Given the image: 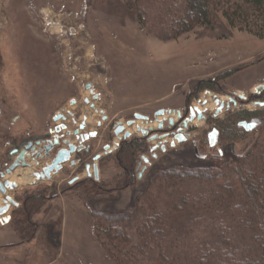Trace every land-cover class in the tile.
Returning a JSON list of instances; mask_svg holds the SVG:
<instances>
[{
    "label": "rangeland",
    "instance_id": "obj_1",
    "mask_svg": "<svg viewBox=\"0 0 264 264\" xmlns=\"http://www.w3.org/2000/svg\"><path fill=\"white\" fill-rule=\"evenodd\" d=\"M107 1L0 0V162L9 161V141L15 138H51L49 133L61 124L62 136L70 131L74 145V133H93L85 142L88 151L80 159L71 156L50 179L8 189L18 201L32 193L44 200H36L29 210V220L37 226L24 239L16 228L24 222L21 210L11 207L3 215L0 264H114L94 236L90 210L119 211L159 167L191 163L202 154L211 162L217 152L232 162L257 133H264V107L257 103L264 91L256 89L264 84V37L232 28L217 14L212 25L162 40L152 29V9L141 25L135 13L110 7ZM143 4L151 5L150 0ZM228 70L234 72L222 78ZM207 81L210 89L203 87ZM88 83L91 90L85 87ZM214 95L225 103L219 112ZM194 107L203 109V116L188 124L185 139L164 136L166 142L153 148L159 141L150 139L160 133V125L175 122L176 111ZM158 110L164 113L156 115ZM170 110L173 113H167ZM246 112L254 114L244 116ZM56 115L60 118L54 119ZM237 121L256 125L245 130ZM230 122L234 138L222 137L220 129ZM119 125L124 127L121 137L125 131L131 134L123 141L115 134ZM212 129L218 134L210 146ZM104 144L110 147L104 150ZM128 144L141 145L133 152L131 184L113 189L124 181L121 151ZM96 154L101 160L93 161ZM93 162L97 178L85 169ZM224 171L216 172V198L234 193L231 184L224 183ZM75 176L76 183H69Z\"/></svg>",
    "mask_w": 264,
    "mask_h": 264
},
{
    "label": "trees",
    "instance_id": "obj_2",
    "mask_svg": "<svg viewBox=\"0 0 264 264\" xmlns=\"http://www.w3.org/2000/svg\"><path fill=\"white\" fill-rule=\"evenodd\" d=\"M145 1L106 3L132 11L141 25L152 9V29L162 40L212 25L217 14L232 28L264 37V0H150V7ZM232 72L225 71L221 77ZM203 83L204 89L211 88L209 81ZM231 124L220 129L222 137L234 138ZM139 146L123 147L124 181L113 189L130 186L132 156ZM202 155L191 163L156 169L133 200L117 212L89 209L94 236L114 264H264L263 131L232 162L224 152L209 156L211 162ZM222 170L228 175L224 183L231 184L234 193L216 198V172ZM38 199L44 200L42 195L30 196L21 210L24 222L17 225L19 232L30 233L29 210Z\"/></svg>",
    "mask_w": 264,
    "mask_h": 264
},
{
    "label": "flooded vegetation",
    "instance_id": "obj_3",
    "mask_svg": "<svg viewBox=\"0 0 264 264\" xmlns=\"http://www.w3.org/2000/svg\"><path fill=\"white\" fill-rule=\"evenodd\" d=\"M263 91H264V88L263 89H259L258 93L261 94ZM262 102H264V98H263ZM262 106L264 107V104ZM190 112H191V110L188 109V112L185 111L184 113H181L180 116L177 117L176 121L172 122L170 125L168 124V125L165 126L164 124H161L160 127H159V130H158V131H160V133L159 134H153V136H151V137H155V138L157 137V139L159 141L158 143H155L153 145V148L161 147L162 146L161 140H162V142H166L165 139H162V137H164V136L166 137V136L170 135L171 137L175 138V136L178 134V135H181V136L185 137V132H186L185 130H186V128H188V126H185V120L187 118L186 117L187 113H190ZM61 126H62V124H61ZM62 130H64V128L60 127L59 131H56L55 127H54V129L52 130V133H49L50 135L53 136V137L51 136V138L48 137L49 135H47V136L31 135L29 137H27V136L22 137L20 140H17L16 138L13 139V140H10L9 141V145L10 146H9L8 151H7V158H8L9 161L8 162L6 161L4 163L0 162V180H4L5 179V176L7 175L6 170L10 167V165L16 159L17 155L22 150H25V152H29L31 160L35 159V166L29 165L32 168L33 172L41 171L55 157V155L57 154V152L59 150L67 149L69 147V144H73L71 142L72 140H70L71 132L67 130V132H66L67 137H64V136H62ZM74 134L80 135V137H82L85 133L78 134L76 132ZM146 135H148V134H145L143 136H146ZM119 137L121 138L120 140L123 141V140L127 139L130 136L121 137V135H119ZM155 138L150 139V140H154ZM77 139H78L77 144L76 145L73 144L75 146V151L71 153V156H74V158H76V159H80L81 156H83L88 151V149L90 148L89 145L87 143H85L86 141H88L89 138L87 140H85V141H82L81 138H77ZM55 140H56V142H55ZM106 145L108 146L106 149H108L110 147L108 144H104L103 145V149L104 150H105L104 147ZM27 146H28V148L25 149ZM118 146L117 147H113V148L116 150L118 148ZM170 146H171V144H170ZM55 147L57 149L55 150V152H53V155L51 156L50 161H48V162H46L44 164V162H43L44 159L45 158L48 159V157L50 156V153L52 151H54ZM163 148H164V145H163L162 149ZM12 149H16L17 152L12 154V156H10L9 153H10V151ZM96 155H100V157L97 160H99V159L101 160V154H96ZM96 155L93 156V161H96L94 159ZM93 164H96V163L93 162L92 165ZM90 166H91L90 163H86L85 164V169L87 170V167L90 168ZM61 169H62V167L59 169V171ZM2 174H4V178L2 177ZM90 176H88V177H90ZM77 180H78V176H75L71 181H69V183H74V182L76 183ZM34 182L36 183L38 181H34ZM30 196L38 197V196H41V194L32 193V194H29V195H25V198L22 201H18V200L14 199L12 197L14 199V201L17 203V205H11L9 209H11V207L19 209V211L22 210L23 208L25 209L26 208V203L29 201V197ZM8 222H11V221L7 220L6 223H8ZM30 224L32 225V228L33 227L35 228L37 226V225L33 224L32 222ZM27 235H28V233H26V232L21 233V239L23 237L25 238Z\"/></svg>",
    "mask_w": 264,
    "mask_h": 264
},
{
    "label": "water",
    "instance_id": "obj_4",
    "mask_svg": "<svg viewBox=\"0 0 264 264\" xmlns=\"http://www.w3.org/2000/svg\"><path fill=\"white\" fill-rule=\"evenodd\" d=\"M70 32H74V29H70ZM87 89L91 90L92 88V85L91 83H88L86 86H85ZM259 88H264V84H260L258 86H256V89L258 90ZM240 97H243V95H240ZM215 104L218 105V108H217V112L221 111L224 107V102L223 101H220L218 98H215V95H214V98H213ZM230 101H233V97H230L229 98ZM206 102V101H205ZM204 102V104H205ZM264 104L263 103H260V105L262 106ZM229 106V105H228ZM194 110L196 111V113L194 112ZM194 110L191 109V112H190V115L186 118L185 120V126H188V123L191 122L194 118H195V115L198 119H201V117L203 116V110H200L198 107H194ZM164 113V110H158L155 114L156 115H160V114H163ZM167 113H173V110L171 111H167ZM177 117L180 116L181 112L180 111H176L175 112ZM135 117L136 118H145L139 114H135ZM60 118V115H56L54 117V119H58ZM134 121H128V124H131L133 123ZM170 123H172V120L170 119ZM238 124L240 126H242L245 130H251L255 127L256 123L254 121H250V122H247V121H240L238 122ZM61 126H55V130L56 131H59ZM124 130V127L123 125H119L117 126L116 130H115V134L118 135L119 133H121L122 131ZM147 130L145 129H141V133L143 135L147 134ZM218 134L217 130L216 129H212V131L209 132L208 134V143L210 146H213L215 145V138H216V135ZM129 135H131L128 131H125L124 133V137H128ZM93 136V133H88V134H84L82 137H81V140L82 141H85L87 140L89 137ZM152 139L155 138V137H151ZM175 139H178V141H182L185 139V137L181 136V135H176L175 136ZM56 142V140H55ZM171 146L174 145V142L171 141ZM108 146L106 145L104 148L106 149ZM28 146L25 148L27 149ZM47 149V148H46ZM75 151V146L73 144H69V147L67 149H61L57 152V154L55 155V157L39 172H33L31 174V176H33L35 178V181H42V180H45V179H49L51 177V173L52 172H58L59 169L62 167V165L67 162L70 158H71V153ZM17 150L16 149H12L10 151V156H12V154L16 153ZM24 154H25V150H22L16 157V159L13 161V163L10 165V167L6 170V173L7 174H11L17 167H19L20 165L25 168V167H29L30 166L24 161ZM100 157V155H96L95 156V160H97L98 158ZM143 160L145 162H147V157L143 156ZM89 167H87V170H88ZM93 169H94V177L97 178L98 176V173H97V165L96 164H93ZM2 177L4 178V174H2ZM34 182V181H33ZM15 187H17V184L13 181H10L8 179H4V180H0V194L2 196V204L0 205V216H3L5 215L10 206L11 205H17V203L14 201V199L9 196L7 194V190L8 189H14ZM3 220L0 219V222H2Z\"/></svg>",
    "mask_w": 264,
    "mask_h": 264
},
{
    "label": "bare ground",
    "instance_id": "obj_5",
    "mask_svg": "<svg viewBox=\"0 0 264 264\" xmlns=\"http://www.w3.org/2000/svg\"><path fill=\"white\" fill-rule=\"evenodd\" d=\"M230 101V100H229ZM224 105H225V103H224ZM207 106V105H206ZM214 106L212 105V108H213ZM200 109V108H199ZM200 110H202V109H200ZM165 115H167V113L165 114ZM197 117L195 116V118L192 120L193 121V123L194 122H196V120H200V119H196ZM177 119V116H176V114H175V117H174V119L173 120H176ZM201 121V120H200ZM200 121H198V122H200ZM190 123V122H189ZM188 123V124H189ZM135 124H137L138 125V123H137V121L135 122ZM152 127H155V125H153ZM78 138H81L80 137V135H78ZM118 138H120L119 136H118ZM24 161L28 164V165H33V163L35 164V159H33V160H31L30 159V155H29V152H25V154H24ZM96 165H97V163H96ZM90 170H89V172L91 173L92 171H93V174H94V169H93V165L89 168ZM59 172V171H58ZM58 172H52L50 175H51V177H52V175H54V174H57ZM33 173V170H32V168L30 167H25V168H23L21 165L19 166V167H17L11 174H9V175H7V176H5V179H8V180H10V181H13V182H15L16 184H17V186H19V185H23V184H29V183H32L33 181H35V178L33 177V176H31V174ZM92 174V173H91ZM94 176V175H93ZM50 177V178H51ZM49 178V179H50ZM45 180H47V179H45ZM8 191V190H7ZM8 194V193H7ZM2 204V196H1V194H0V205ZM0 219H3V216H0ZM3 222V221H2Z\"/></svg>",
    "mask_w": 264,
    "mask_h": 264
},
{
    "label": "crops",
    "instance_id": "obj_6",
    "mask_svg": "<svg viewBox=\"0 0 264 264\" xmlns=\"http://www.w3.org/2000/svg\"><path fill=\"white\" fill-rule=\"evenodd\" d=\"M54 231V230H53ZM55 232V231H54ZM58 232V231H57ZM55 234H57V237H58V233H55ZM58 240H60V234H59V237H58ZM55 260V259H54Z\"/></svg>",
    "mask_w": 264,
    "mask_h": 264
}]
</instances>
